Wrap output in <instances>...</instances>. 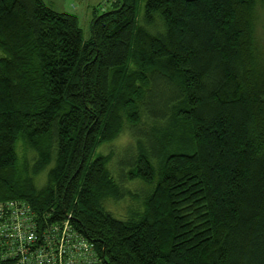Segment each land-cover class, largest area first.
I'll list each match as a JSON object with an SVG mask.
<instances>
[{
	"label": "trees",
	"instance_id": "16d2710c",
	"mask_svg": "<svg viewBox=\"0 0 264 264\" xmlns=\"http://www.w3.org/2000/svg\"><path fill=\"white\" fill-rule=\"evenodd\" d=\"M107 1L84 40L76 15L0 0V201L68 213L103 264H264V0ZM127 128L118 174L149 191L118 219L98 151Z\"/></svg>",
	"mask_w": 264,
	"mask_h": 264
},
{
	"label": "built area",
	"instance_id": "2783aa9c",
	"mask_svg": "<svg viewBox=\"0 0 264 264\" xmlns=\"http://www.w3.org/2000/svg\"><path fill=\"white\" fill-rule=\"evenodd\" d=\"M51 216L22 200L0 201V264H103L71 215Z\"/></svg>",
	"mask_w": 264,
	"mask_h": 264
},
{
	"label": "rangeland",
	"instance_id": "374dc122",
	"mask_svg": "<svg viewBox=\"0 0 264 264\" xmlns=\"http://www.w3.org/2000/svg\"><path fill=\"white\" fill-rule=\"evenodd\" d=\"M43 2L49 6L51 9L57 12H64L76 15L79 20V26L83 32L84 40H88L91 37V23L93 20L94 11L98 9V13H101L105 10L112 9L110 5H108L105 0H43ZM144 10V2L141 3L139 13L143 15ZM257 14V27L256 34L260 44H264V7L262 3L258 4L256 7ZM161 93V95H160ZM163 91L161 90L159 93L155 94L150 105L152 103H156L158 105L155 106L154 110H159L161 107L160 102H162ZM160 97V99H159ZM160 100V101H159ZM144 123H142L143 125ZM135 144L133 130L130 128L126 129L116 141H114L111 145H104L99 148L98 153L102 155L112 154V160L109 164V169L111 170L114 177L117 179L118 183L122 186L120 196L117 201L113 199H109L106 202V209L113 213L116 218L125 219L130 215V210L137 208V202L131 197V195L139 194L141 197H144L146 193L149 191V186L145 185L140 180L130 181L128 179V174L122 173L124 177L120 179L119 169L116 165V161H118L120 166H128L129 160L133 158V154L131 150L134 148ZM19 153L21 157H25V151L23 148L19 149ZM31 156V154H30ZM123 167V168H124ZM123 168L121 169L123 171ZM129 167H126V171L128 172ZM36 183L38 186L43 187L46 182V173H41L37 179ZM132 193V194H131Z\"/></svg>",
	"mask_w": 264,
	"mask_h": 264
}]
</instances>
